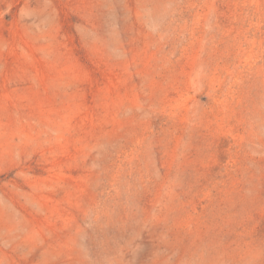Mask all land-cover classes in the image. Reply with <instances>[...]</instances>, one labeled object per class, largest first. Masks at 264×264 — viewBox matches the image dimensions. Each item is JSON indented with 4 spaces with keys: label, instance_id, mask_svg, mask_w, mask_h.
I'll use <instances>...</instances> for the list:
<instances>
[{
    "label": "rangeland",
    "instance_id": "374dc122",
    "mask_svg": "<svg viewBox=\"0 0 264 264\" xmlns=\"http://www.w3.org/2000/svg\"><path fill=\"white\" fill-rule=\"evenodd\" d=\"M0 264H264V0H0Z\"/></svg>",
    "mask_w": 264,
    "mask_h": 264
}]
</instances>
